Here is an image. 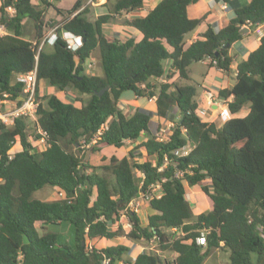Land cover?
<instances>
[{"label": "trees", "instance_id": "trees-1", "mask_svg": "<svg viewBox=\"0 0 264 264\" xmlns=\"http://www.w3.org/2000/svg\"><path fill=\"white\" fill-rule=\"evenodd\" d=\"M53 1L0 0V98L21 96L23 84L16 74L36 68L37 84L44 80L60 90L73 87L88 99L76 104L55 93L43 96L36 109L37 123L46 133L40 151L28 139L25 119L16 118L12 125L0 121V264H102L106 257L110 264H202L217 248L229 250L230 264H264V33L258 46L237 63L233 85L217 91L220 98L232 96L227 101L232 114L246 107L243 116L229 117L220 126L205 121L196 111L197 88L169 80L172 74L189 80V65L205 59L228 70L231 44L264 22V0H216L233 4L234 15L217 30L208 24L189 43L187 35L206 18L188 16V5L198 0H159L143 16L124 20L140 35L123 40L108 38L102 26L115 14L140 8L144 0H113L111 7L107 0V10L94 20L82 0H76L60 20L49 24L44 19L47 9L62 12ZM26 18L33 20V40L22 36ZM49 26L56 27L57 37L41 45ZM62 31L80 35L82 44L74 50L67 47ZM96 47L101 75L84 69ZM166 60L173 73L166 69ZM164 76L165 81H158ZM127 90L136 97H155L159 118L177 108L178 118L167 137L158 139L150 131L149 111L135 108L127 114L120 106L119 97ZM142 132L149 136L136 148L140 155L155 156V161H132V151L120 159L111 156L110 165L100 166L111 177L62 144L66 137L74 146L83 140L95 151L102 145L120 147ZM17 139L19 148L9 157ZM185 145H190L186 154L176 152ZM153 182L160 183L161 196L148 200L152 212L146 223L128 211L131 228L125 232L120 223L111 228L127 204ZM45 185L57 187L63 196L51 201L32 197ZM186 185L204 192L208 210L193 213ZM62 221L73 226L72 244L62 243L57 232L37 231L38 226ZM171 228L181 234L170 236ZM201 232L204 245L196 240ZM116 236L154 239L160 250L176 256L161 258L158 252L143 250L133 259L125 244L97 248L86 243Z\"/></svg>", "mask_w": 264, "mask_h": 264}, {"label": "rangeland", "instance_id": "rangeland-1", "mask_svg": "<svg viewBox=\"0 0 264 264\" xmlns=\"http://www.w3.org/2000/svg\"><path fill=\"white\" fill-rule=\"evenodd\" d=\"M76 0H55L53 1L55 5L60 6L59 8L62 10L61 13L52 11L51 9H47L44 13V19L49 24H54L56 21L60 20L65 14L66 9L71 7V5ZM113 0L108 1L109 7H111ZM152 3V0H147L144 4V7H149ZM93 15V14H92ZM118 15H123L125 17L132 16L130 11H122ZM91 16V15H90ZM52 27H47L44 36L48 35L50 29ZM22 33L24 36L28 38L34 37V26H33V20L30 18H26L23 20V26H22ZM49 44V43H47ZM84 69L87 73H102L101 72V65H100V59H99V48L96 47L92 53L91 56L85 61ZM207 66L204 63H201L199 61L193 62L190 65V79L189 80H182L175 77V74H172V77L169 79L173 83H181L182 85H193L197 88V91H200V84L203 82V78L206 74ZM219 77H215L213 79V82H217ZM162 81V80H161ZM213 88L211 90H208L212 92L213 97L211 99L201 100L199 97H197L198 102L200 104L199 107H197V113L200 115V117L205 121H213L216 123L217 126H220L222 122L229 117L232 116H243L245 115L246 109H243L240 113L231 114V113H221V110L227 107L226 103L217 96L216 91ZM49 93H55L60 98L64 100H70L75 102L76 104H81L82 102L87 99L88 96L81 95L78 91H76L73 87H68L65 90H60L55 86H51L46 81H39L38 82V100L43 101V96ZM207 95V91L205 93ZM87 95V94H86ZM199 94H197L198 96ZM86 97V98H85ZM208 97V96H207ZM9 101V102H8ZM8 101H2L0 102V112L6 110L7 108L11 107L12 104L10 100ZM220 102L221 106H212V102ZM119 104L120 106L127 112V114L132 113L133 109V102L131 101V98L126 96L124 93H122L119 97ZM4 105H7V107H4ZM151 118L154 116L151 112ZM168 116L161 120L162 122L155 123L152 125L153 134L160 136V137H167L171 133V129L174 126V123L176 119L178 118V111L176 107H172L169 112ZM151 120V119H150ZM28 126L26 128L28 139L32 142H34L35 135H36V127L34 123V118L30 116L26 119ZM151 122V121H150ZM149 136L147 132H142L140 137L134 141L131 140H125L124 144L120 147H115L111 145H102L100 150H92L90 147V143L83 144L81 140V146H74L71 143L68 142V137L64 138L62 140V144L68 149L76 154L80 155L83 161L87 162L88 164L94 166V169L98 172H105L110 176V171L104 169L103 167H100L101 165H110V158L111 156H114L116 158H122L123 156H128V152L132 151L133 155L130 157L132 161L142 162L144 160H151L155 161V156H146L145 154L140 155L139 154V148H136V145L146 139ZM95 141H93L94 143ZM18 139L15 142V145H17ZM35 143V142H34ZM14 145V146H15ZM14 146L10 149V152L12 153ZM16 147V146H15ZM38 148L40 146L38 145ZM136 171V169H134ZM137 176L139 173L136 171ZM111 177V176H110ZM58 188L51 185H45L41 189H38L33 192L32 197L38 198L45 201H51L56 198L62 197L58 194ZM186 193L187 198L190 201V204L193 208L194 214H198L202 211H206L210 208V201L208 200V197L204 194V192L198 187V186H189L186 185ZM134 203L127 208V210H123L120 212L118 221L110 225L111 228H114L117 223H120L125 230H129L131 228V222L129 220V217L127 215V212H136L140 216L143 223H146L147 216L149 213L152 212V209L149 206L148 199H145L139 194L136 199H134ZM138 202V205L136 203ZM194 219V218H193ZM37 231L39 234H43L45 232H57L60 238V241L62 243L66 244H72L74 241V232H73V226L69 221H62L59 224H48L44 225L42 227L38 226ZM170 236H176L181 234L180 230H167ZM128 239V238H127ZM142 244L145 246L143 250H149L152 252H158L161 256L167 257L168 259H173L175 257L174 252L170 251H162L158 248L157 241L154 239L151 240H141ZM86 243L89 245L88 239H86ZM141 250V251H143ZM252 259L255 261L256 257L255 254H252ZM202 264H230L229 262V250L225 248H217L211 250L210 254L204 259Z\"/></svg>", "mask_w": 264, "mask_h": 264}, {"label": "crops", "instance_id": "crops-1", "mask_svg": "<svg viewBox=\"0 0 264 264\" xmlns=\"http://www.w3.org/2000/svg\"><path fill=\"white\" fill-rule=\"evenodd\" d=\"M147 0H144L143 5L133 11H130L132 16H123L115 14L107 23H105L102 26V30L105 33V35L108 38L111 39H126L130 36H134L135 38H139V31L129 25L124 24V20L126 18L131 19L134 16H143L146 14L159 0H152L153 4H150L149 7H144V4ZM235 2L239 4H245L249 0H234ZM107 2V0H82V7L86 6L89 9V12L87 14L88 18L91 20H94L99 14L105 12L107 10V7L104 6V4ZM54 3V2H53ZM55 5V3H54ZM57 6V5H55ZM60 7V6H57ZM233 4L229 2L224 1H216V0H198L196 3H192L188 5L187 7V13L188 16L191 18L200 17L202 15H206V18L203 23H201L194 31L189 33L186 37L187 42L189 43L191 40L195 39L200 33H202L208 24L212 25L214 29H219L223 26H225L230 18L234 15L233 10ZM52 11H55L53 8H49ZM56 12V11H55ZM93 14V15H92ZM91 15V16H90ZM264 33V22L258 23L252 30H250L243 38L233 42L229 48V54L232 56V63L230 65V68L228 70H222L220 68H217L216 66L209 65L208 59L201 60L199 62L204 63L207 66L206 74L203 78L202 84H200V91H197L198 96H196V100L198 103V107L200 106L197 97H199L200 101L208 99L207 95L205 94L206 91L211 90L212 88L214 90L212 91H218V89L223 87H231L233 83L235 82V74H236V65L239 61L242 59H245L250 51L255 49L260 41V37ZM24 38L33 40L32 38H28L24 35H22ZM170 60H166L164 62V65L166 69L173 73V70L170 68ZM192 64V63H191ZM190 64V65H191ZM190 65H189V76H190ZM86 72V71H85ZM102 72V70H101ZM101 75L102 73H97ZM176 77V74H175ZM219 77L217 82H213L214 78ZM167 79L166 76L159 78L158 81H165ZM190 79V78H189ZM44 82V80H42ZM126 96L131 98V101L133 102V109L135 108H141L147 111L156 112L155 108V97L153 98H147L145 96H139L136 97L134 92L131 90H127L122 92ZM83 96H88L86 94H81ZM86 98V97H85ZM88 99V97H87ZM85 99V101L87 100ZM227 105V101L232 99V96L228 97L227 99L221 98ZM84 101V102H85ZM215 106V105H212ZM216 106L220 107V102L216 101ZM4 107H7V105H4ZM226 107V106H225ZM228 107V106H227ZM243 109H246L245 113H247L248 109L244 107ZM243 109H241L238 113H240ZM229 113H231L229 111ZM154 116L151 118V122L149 121V128L150 131H153L152 125L155 123L162 122L156 113H153ZM232 114V113H231ZM236 114V113H235ZM225 121V120H224ZM223 121V122H224ZM222 122V123H223ZM153 133V132H152ZM16 146V147H15ZM13 151L19 148V146L15 145ZM13 151L11 154H13ZM58 192V191H57ZM188 199V198H187ZM192 207V206H191ZM193 209V208H192ZM194 213V212H193ZM117 226V224H116ZM115 226V227H116ZM114 227V228H115ZM123 227V226H122ZM113 228V229H114ZM124 229V227H123ZM125 230V229H124ZM175 231V230H171ZM127 232V230H125ZM144 239L139 240H131L127 239L125 236H116L111 239L107 238H93L88 239L89 246H96L97 248L101 247H107L116 245L118 243L125 244L129 247L128 250V256L135 258V255L141 250L144 249V245L142 244V241ZM176 256V253H175ZM120 260H118L119 262Z\"/></svg>", "mask_w": 264, "mask_h": 264}, {"label": "built area", "instance_id": "built-area-1", "mask_svg": "<svg viewBox=\"0 0 264 264\" xmlns=\"http://www.w3.org/2000/svg\"><path fill=\"white\" fill-rule=\"evenodd\" d=\"M8 11H12V7L7 8ZM56 27H52L48 33V35L44 36L41 42V45L43 43H49L52 44L54 40L57 37V33L55 31ZM0 32L4 33V28L3 25L0 24ZM62 37L66 40L67 42V47L71 48L72 50L76 49L82 44V37L80 35H75L72 34L69 31H62ZM16 80L21 82L23 84L22 88V93L21 96L15 98V99H10V98H0V102L2 101H8L10 100L12 106L7 108L6 110L0 112V121L5 123L6 125H12L15 121L16 118H22V119H27L30 116L34 118V123L36 127V132L40 134L39 138L34 139V142L30 141L31 144L38 150H42L45 148V131H43L38 123H37V114H36V109L39 103L38 100V90H37V72L36 68L27 71L25 73H17L16 74ZM207 96L209 99L213 97L212 92L207 91ZM4 97H8V94H4ZM9 102V101H8ZM212 105L216 106V102H212ZM221 113L227 114L229 113L228 107H225L221 110ZM105 126H102L101 129L97 131V134L95 135L94 138H98V135L101 133V130ZM157 136V135H156ZM158 139H163V137L157 136ZM95 141V139L92 140V142ZM83 144H88L85 143L82 140ZM38 145L40 148H38ZM190 149V145H185L183 146L180 150H176L177 153L180 154H186ZM12 154H10L9 157H11ZM181 174V172L179 173ZM59 195L63 196L62 192H58ZM139 194L145 199H151L152 197H160L161 196V186L159 182H153L150 183L145 191H141ZM133 198L126 206L125 210H127L128 207H130L134 203ZM138 205V202L136 203ZM170 230H176L174 228H171ZM264 237V233L262 234ZM197 242L201 245H204L206 243L205 237H204V232H201V235L196 238ZM102 264H110V258H104L102 260ZM114 264H125L122 260L119 262L116 261Z\"/></svg>", "mask_w": 264, "mask_h": 264}, {"label": "water", "instance_id": "water-1", "mask_svg": "<svg viewBox=\"0 0 264 264\" xmlns=\"http://www.w3.org/2000/svg\"><path fill=\"white\" fill-rule=\"evenodd\" d=\"M83 40V39H82ZM109 87V85H106L105 87H103L100 91H97L96 94L97 95H101L107 88ZM23 242L27 243L28 239L26 236L23 237Z\"/></svg>", "mask_w": 264, "mask_h": 264}]
</instances>
